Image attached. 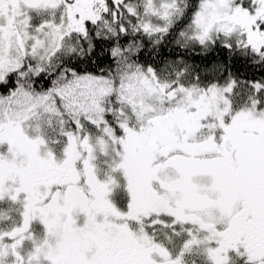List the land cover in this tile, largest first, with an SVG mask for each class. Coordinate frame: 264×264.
<instances>
[{
	"label": "snow or ice",
	"instance_id": "1",
	"mask_svg": "<svg viewBox=\"0 0 264 264\" xmlns=\"http://www.w3.org/2000/svg\"><path fill=\"white\" fill-rule=\"evenodd\" d=\"M0 264H264V0H0Z\"/></svg>",
	"mask_w": 264,
	"mask_h": 264
}]
</instances>
